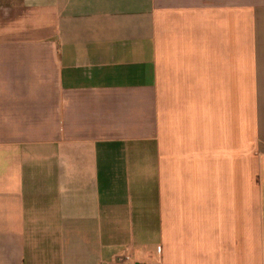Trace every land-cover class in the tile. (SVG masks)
<instances>
[{
    "label": "crops",
    "instance_id": "0c3cea01",
    "mask_svg": "<svg viewBox=\"0 0 264 264\" xmlns=\"http://www.w3.org/2000/svg\"><path fill=\"white\" fill-rule=\"evenodd\" d=\"M131 263L264 264V0H0V264Z\"/></svg>",
    "mask_w": 264,
    "mask_h": 264
},
{
    "label": "built area",
    "instance_id": "2783aa9c",
    "mask_svg": "<svg viewBox=\"0 0 264 264\" xmlns=\"http://www.w3.org/2000/svg\"><path fill=\"white\" fill-rule=\"evenodd\" d=\"M117 260L130 263V256L128 254H122L117 258Z\"/></svg>",
    "mask_w": 264,
    "mask_h": 264
}]
</instances>
